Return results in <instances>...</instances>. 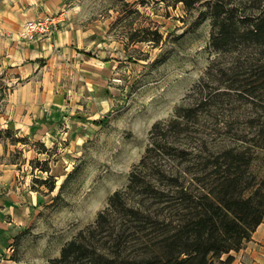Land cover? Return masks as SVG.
I'll return each instance as SVG.
<instances>
[{
	"label": "trees",
	"instance_id": "obj_1",
	"mask_svg": "<svg viewBox=\"0 0 264 264\" xmlns=\"http://www.w3.org/2000/svg\"><path fill=\"white\" fill-rule=\"evenodd\" d=\"M203 1L220 60L208 71L216 86L206 91L203 77L194 106L154 125L129 183L48 264H231L264 221V0H178ZM9 140L50 150L0 129L5 149Z\"/></svg>",
	"mask_w": 264,
	"mask_h": 264
},
{
	"label": "rangeland",
	"instance_id": "obj_2",
	"mask_svg": "<svg viewBox=\"0 0 264 264\" xmlns=\"http://www.w3.org/2000/svg\"><path fill=\"white\" fill-rule=\"evenodd\" d=\"M65 1L78 23L98 25L106 38L113 60L104 75L105 88H96L100 93L95 95L107 99L104 105L86 103L85 116L56 118L50 128L53 142L34 141L43 142L49 151L43 152V145H14L9 140L5 149L3 144L0 164H16L15 182L28 183L38 199L35 204L28 194L16 198L24 200L23 219L12 223L0 264H48L60 256L65 243L94 222L110 196L129 183L150 145L154 125L169 121L181 105L194 106L204 86L206 91L216 86L208 71L220 60L204 1L192 8L178 0ZM17 2L0 0V11ZM6 80L0 79V110L8 103L11 86ZM200 81L203 87H197ZM30 147L34 159L48 162L50 171L26 161ZM162 156L161 162H173ZM262 164L260 160L256 170ZM46 178L55 184L54 190L42 184Z\"/></svg>",
	"mask_w": 264,
	"mask_h": 264
},
{
	"label": "crops",
	"instance_id": "obj_3",
	"mask_svg": "<svg viewBox=\"0 0 264 264\" xmlns=\"http://www.w3.org/2000/svg\"><path fill=\"white\" fill-rule=\"evenodd\" d=\"M67 6L65 0H19L0 11V79L7 78L11 86L6 108L0 110V129L12 128L32 142L52 143L50 128L56 126V118L85 116L86 103L104 105L107 99L95 95L100 93L96 88H105L104 75L113 60L106 38L98 25L78 23ZM49 13L60 15L53 36L23 37L20 29L27 20ZM3 146L0 143V153ZM34 152L27 149L26 161L35 158ZM17 175L16 164H0V255L7 251L12 223L20 224L23 219L24 200L16 198L28 194L35 197V204L38 199L28 183L15 182ZM233 255L232 264H264V221Z\"/></svg>",
	"mask_w": 264,
	"mask_h": 264
},
{
	"label": "built area",
	"instance_id": "obj_4",
	"mask_svg": "<svg viewBox=\"0 0 264 264\" xmlns=\"http://www.w3.org/2000/svg\"><path fill=\"white\" fill-rule=\"evenodd\" d=\"M59 16L49 13L39 18L27 20L22 31L23 37L35 40L53 36L60 21Z\"/></svg>",
	"mask_w": 264,
	"mask_h": 264
}]
</instances>
